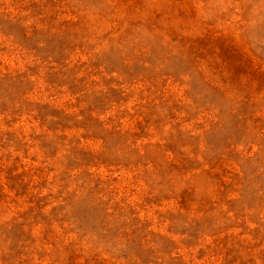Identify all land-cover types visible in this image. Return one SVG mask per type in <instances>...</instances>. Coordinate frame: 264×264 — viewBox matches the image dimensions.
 <instances>
[{
  "label": "rangeland",
  "instance_id": "374dc122",
  "mask_svg": "<svg viewBox=\"0 0 264 264\" xmlns=\"http://www.w3.org/2000/svg\"><path fill=\"white\" fill-rule=\"evenodd\" d=\"M0 264H264V0H0Z\"/></svg>",
  "mask_w": 264,
  "mask_h": 264
}]
</instances>
